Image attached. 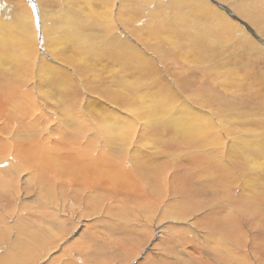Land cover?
Here are the masks:
<instances>
[{
	"label": "rangeland",
	"instance_id": "374dc122",
	"mask_svg": "<svg viewBox=\"0 0 264 264\" xmlns=\"http://www.w3.org/2000/svg\"><path fill=\"white\" fill-rule=\"evenodd\" d=\"M112 1L114 4L113 13L111 2L109 1L108 4L106 0H0V64L2 65L7 63L14 65L19 62V59L15 58L12 53L14 51H10L5 47V45H10L12 42L14 44L17 43L16 39L9 40V38L16 37L26 41V35L21 29L22 25L16 23L17 15L15 16L16 13H13L14 9L22 16L27 14L28 22H25L24 26L26 29L32 30V32L36 29H33L29 21V10L34 12L37 23L36 43L38 51L41 50V53L43 48L46 50V47L43 43L42 23L38 10L41 9L44 12L47 9H54V13L58 18H65L67 23L71 25L73 33L84 37L81 40L88 41L91 39L95 41L97 38L102 37L101 28L105 30V32L103 31V38L118 37L125 44L135 46L142 57L141 61L138 60L136 65L125 58L126 50H123V55L110 58L109 54H107V47L103 44L106 39L102 40V38V41L96 43L100 48H94V50L103 57V60L100 57L86 56L88 58H85L88 61V71L85 68L81 75V87L79 88V83L76 82L77 78L74 73V79L69 78L71 80L69 86L71 83H75L73 88L77 89L78 98L75 101L77 100V103H79V100L82 99L83 102L81 103L86 107L91 103L90 107L92 110L85 111L86 113L81 119L88 124L86 118H94L93 122L99 121L98 127H101L102 130L100 128L93 130L77 129L75 124H73V121L76 124L77 121L71 119L77 116L76 106H74L70 116L61 110L63 103L58 102L60 95L66 100H71L65 97L70 93L68 85L64 82V78H67L68 73L70 74L69 71L64 69L63 71L48 73L49 75L45 73L46 78L41 76L44 72L39 75L45 81L43 84L46 87L43 86L42 90L45 89V94H48L45 98L44 95L42 96V101L46 103L47 107L43 105L46 109L41 111L39 115H47L51 120L53 119V122L51 121L52 124L49 123L51 127L45 129L42 121L32 119L30 107L26 104V101L25 106L26 108L28 107L27 109L24 106H15L13 103L12 105L6 104L7 108L1 105L3 101L5 102V98L12 97L9 93H17L16 96L12 97L15 104L25 100H22L17 88L11 86L16 83L20 85V83H24L25 79L20 73L15 76L17 72L13 71L14 69L10 74L0 69V83L3 82L0 87H4L7 81V87L9 86L10 88L6 87L5 90L9 96L4 94L2 88L0 89L2 91L1 94L5 97L0 102V178H10V167L12 164H15L17 168L21 167L22 163L27 165L34 163L41 170L45 168L43 171L45 173L52 162L53 166H51L57 170V167L60 168V164L62 165L65 162L67 164L73 163L71 160L78 158H75L76 155H80L82 158L91 155L92 157H89L92 159V164L94 162L93 165L107 160L113 163V166L119 167V164L122 163L120 161H122L124 156H119L120 153L116 152L118 149L109 151L108 148L107 150L104 148L105 152L102 154H99L97 150V153L94 152L93 155V151L89 146H125L129 137V142L134 140L135 146L145 148L146 155L137 156L141 160L143 159L144 167L147 169V176H152L154 172H157L164 173L162 177L169 174L170 178L175 172L176 179L174 178L172 181L169 179L168 181L171 184L175 182V185L179 183L180 192L188 191L192 185H197L204 180L210 169L207 166L203 168L202 159L210 157L213 159V156L218 153L214 147H221L220 154L226 155L228 151L232 161H235L234 164L237 162L236 165H238L233 173L238 176V181L243 179L240 175L250 178L249 197H252L251 199L258 198L260 204L261 200L264 201V106L254 108L248 104V98L253 94L249 100L250 102H264V98H262L264 96H260L264 95V0ZM84 4L89 5L81 8L80 5ZM236 5H240L245 9H237ZM116 7L117 13L114 15ZM28 8L30 9L28 10ZM75 10L81 12L78 14V21H76L73 14ZM104 11L107 12L106 16H103ZM91 12H95V18H82ZM98 13H101V15H97ZM132 39L137 42L135 43ZM118 44L122 45L120 42ZM124 47L128 48L130 46ZM67 49L73 54L78 52V49L72 46L71 43L67 46ZM89 51L91 50L89 49ZM90 53L94 54L92 51ZM44 55L46 56L47 54L44 52ZM49 62L53 65L60 64L55 60H49ZM68 63L75 66L79 62L75 60L74 55H71V62ZM80 66L83 68L84 65L81 64ZM132 67H135V69L133 70ZM126 78L137 81L136 91L140 97L138 99L139 113L137 115L134 110L133 113H127L128 104L125 102L121 104L113 100L110 95L112 92L119 94L123 91L125 84L122 83V80ZM40 86L42 87V85ZM58 86L61 87L59 92L56 91ZM25 90L24 84L23 91ZM77 93L75 94L77 95ZM172 94L175 95L176 101L171 99ZM163 98L171 99L168 106L178 107L181 102H192V105L195 106L191 107L194 114L191 112L188 114L194 120V123L200 125L197 127L198 134H196L195 138L197 140H194L197 144L192 140L194 136L191 138L186 137L184 133L183 137L181 129L178 131L175 126L166 124L165 121L156 119L150 120V123L148 122L145 112L147 110H156L159 100ZM146 99H150L151 105L149 108H144L146 107ZM171 101L173 102L172 105L170 104ZM261 109L263 110L261 111ZM125 113L127 116H124ZM132 114L136 116L131 119L129 116ZM122 116L132 120L131 125L127 124L125 120L122 121ZM236 116L238 117L236 118ZM62 117L63 119H60ZM107 119L110 120L108 125L104 124ZM186 119H189V117L186 116ZM102 120L104 121L102 122ZM116 121H120V124L118 125ZM42 129L44 130L41 134ZM98 131L100 132L98 133ZM24 132L26 135H22ZM207 139L208 142H206ZM242 140H246V145L241 143ZM87 143L89 144L87 145ZM230 143L235 144L239 150L233 148L230 151ZM82 146L85 147L83 148ZM196 146L200 147L198 148L200 151L197 154L194 153V147ZM256 146L257 149L262 150L260 153L253 151ZM250 150L252 152H249ZM205 152H208V155H205ZM247 153L249 161L244 158ZM113 157L114 159L112 160ZM189 157L194 161V165L198 167L195 168L190 164ZM197 157L201 160L200 164H196V162H199ZM234 157L236 158L234 159ZM164 168L168 170L167 173H165ZM100 170L92 174L95 176L98 174L96 176V178L98 177L97 182L99 185L101 184L102 188L101 190L97 189V191L91 190L89 193L95 195V192H98L101 197H104L103 200L105 201H102V204L92 209L113 207V209H109L114 211L112 214L104 215L103 210L100 212V216L109 221L117 212H119L118 214H125L129 210L132 212L136 211L132 206H128L133 195L127 193L129 190L125 188H134L138 185L137 181L144 176L134 173L132 178L134 180L129 181H125V178H118L121 184L117 185L113 182V179L110 180L106 176V173H109L107 166L100 167ZM58 171L61 170L58 169ZM110 171L111 177L114 170L111 169ZM4 172H9V174L5 176ZM56 173L52 172V175ZM208 175L210 176V174ZM29 176H34L30 170H26L21 174L20 180L23 186H25L24 179L30 180ZM170 183H168L169 186L171 185ZM36 187V184L31 186L27 184V188L32 189L29 195H25L21 190L17 198L18 205L23 207V217L27 215L33 216L38 211L36 201L39 189ZM238 189L240 188H234L229 198L225 196L220 198L215 196L199 197L197 195L193 196L192 199V196L186 195L185 197L183 193L181 196L173 198L174 195L172 193H164L166 197L161 199L165 201H163L164 203L161 202L163 203V208L161 206L162 209H156V213L152 218V221L158 222L154 224L151 221V223L138 225L142 230L143 240H135L134 245L128 244L125 246L128 250L124 249L123 246L122 248L117 246L112 249L109 248L107 250L110 253L101 258H103V261H108L106 264H199L194 261L200 259L195 254L196 249L201 250L214 246V241L216 240V237L213 238L209 235L207 230L211 227L214 229L220 225H234V221L242 225V230L248 243L264 244V221L262 219L255 221L259 218V215L245 214L249 207L243 197L240 196ZM177 203L178 205L175 206ZM165 209L174 212H165ZM4 214L7 217L10 216L7 212H4ZM262 214H264V206L260 215L262 216ZM143 215L141 214V216ZM47 217L48 215H44L43 219L49 226L50 223L47 221ZM65 217L69 216L65 215L63 217L62 215L61 219ZM245 218L249 224L244 223ZM26 220L29 221L30 219L27 218ZM94 220L95 218L93 217H80L78 215H75L73 219L69 218L70 223L75 222L72 234L65 239L59 240V243L56 241L53 245L47 244V246H52V248L55 245L58 246L54 250L49 251V254L41 256L40 259L42 261L40 264H52L53 262L54 264H94L99 262L101 258L92 260L86 254V249L89 250L90 247L86 246V242H81L82 236L88 234L87 231L93 233V224L101 225L94 222ZM17 221L19 222L20 220L10 219L7 221L10 226L7 232L10 234L9 238H11L0 244V260L13 247V239L15 240L17 237ZM178 228L184 229L182 230L184 236L186 231L189 234L191 233L189 238L192 239L193 237L195 239L194 242L192 241L193 243L181 247L182 244H179V240L174 242L172 237L168 239V242L173 241L171 244L177 245V247L172 248L171 244L168 246L167 238L172 232L177 231ZM94 230H96V233L100 232L96 226ZM182 234L181 231L175 232L176 236ZM150 238L151 241L148 243ZM61 241L64 242L60 244ZM66 247H69L67 252L65 251ZM125 250L128 251L127 256H124Z\"/></svg>",
	"mask_w": 264,
	"mask_h": 264
},
{
	"label": "bare ground",
	"instance_id": "6f19581e",
	"mask_svg": "<svg viewBox=\"0 0 264 264\" xmlns=\"http://www.w3.org/2000/svg\"><path fill=\"white\" fill-rule=\"evenodd\" d=\"M106 1H108V4H109V1L111 2V8H112V13H113V11H114L113 1L112 0H106ZM88 5L89 4H84L82 6L80 5V7L84 8ZM75 7H78V6H75ZM236 8L237 9H245L240 5H236ZM29 9L30 8H28V10ZM38 11L40 12L39 17H40L41 23H42L43 43L45 44V47H46V50H45L43 48V43H42V48H43L42 53H41V50L38 51V46L36 43L37 23H36V19L34 16V12L32 10H29V21L31 22L33 29H36V30H33V32H32V30H30L29 28L26 29V27L24 26V23L28 22L27 14L22 16V14H19V12L17 10L14 9V11H13V13H16L15 16L17 15L16 16V18H17L16 23L22 25L21 29H22V32L24 33V35H26V41L19 39V38H16V37L9 38V40L16 39L17 43L14 44L12 42L10 45H5V47L10 51H14L12 53L14 54L15 58L19 59V62L17 64H14V65L9 64V63H7L6 65L0 64V69L5 70L6 72H9V74L14 69L13 71L17 72L15 74V76L19 75V73L21 74V76H23L25 81H24V83L23 82L20 83V85L24 86V84H25V89H26L25 91H23V86L20 87L19 83H16L14 85H11V83H9V85H11L12 87H16L18 90V94H20L22 96V100H24V99L25 100L23 102L19 101L15 104L12 97L16 96L17 93H9L12 97L5 98L1 94L2 91H0V98H1L0 102H1V100L3 101V99L5 98V102L3 101V103H1V105L6 107V104L12 105V103H13L15 106H17V105L18 106H24L26 108V106H25V101H26V104H28V106L30 107V115H31L32 119H36L37 121H42L43 127L45 129H49L51 127V126H49V123L52 124L51 121L53 122V119L51 120L50 117H47V115H44V116L39 115V113L41 111L46 109L45 106L47 107L46 103L42 101V96L44 95V98H45V96L47 97V95H48V94H45V91H44L45 89L42 90L43 86H45V84H43V82H45V81L42 80L43 78L41 79V76L44 77L45 73L46 74L55 73L57 71H63L65 69V70L70 72V74L69 73L67 74V78H64V82L68 85V91L70 92L65 97H67L68 99H71V100H66L60 95L58 102L63 103V108L61 110H63V112L66 115L70 116L71 112L73 111L74 106L77 107V110H76L77 116L75 118H77V117L78 118L75 119L72 117L71 119H74L77 121V124L75 121H73V124H75L76 128L79 130H89V129L93 130V129H99V128L101 129V127H98L99 121L98 122L96 121L95 123L93 122L94 118H92V117H90L89 119L86 118L88 120V124L83 119H81V117H84V113H86L87 110H89V109L92 110L90 107L91 103L88 105L89 107L87 106L88 107L87 108L86 106H84V104L81 103V102H83L82 99L79 100V103H77V100L75 101V99L78 98L77 89L75 87L73 88V84L75 85V83H71V85L69 86V84L71 82V80H69V78L74 79V77H73V73H74L76 78H77L76 82L79 83V88L81 87V85H80L81 84V75H82L85 68H86V71H88L87 70L88 69L87 68L88 67V61H86L85 58L92 56V57H100L103 60V57L100 54H98V52H96L94 50V48L95 49L100 48V47H98V45L96 43H99L100 41H102L104 39H106V40H104L105 42L103 44L105 47H107V50H108L107 54H109L110 58L123 55L124 54L123 50H126L127 52L125 54V56H126L125 58L129 59L130 61L133 62V64L135 63V65H136V63H138V60L142 59V57L140 56V52L138 51V49L135 46L125 44L118 37L103 38L105 30H103L101 28H100V31L102 30V32H101L102 37L97 38L95 41H93L91 39H89L88 41H83L81 39H84V37L80 36L79 34L73 33V31L71 29V25L69 23H67L65 18H58L54 13V9H49V10L47 9L44 12H42L41 9H39ZM80 13L81 12L77 11V10H75V12L73 13L76 21L79 20L78 14H80ZM116 13H117V7L115 9L114 15H116ZM97 15H101V13H98ZM106 15H107V12L104 11L103 16H106ZM86 17L95 18L96 14H95V12H91L89 14L84 15L82 18H86ZM132 41H134L135 43L137 42V41H135V39H132ZM118 42L122 43L123 46L119 45ZM70 43L72 44V46H74L76 49H78V52H76L77 54H73L69 51V49H67V46L70 45ZM124 46H130V47L126 48ZM89 49L94 54H91L90 53L91 51H89ZM44 52H45V54H47L46 55L47 57L44 55ZM67 52H68V54H67ZM71 55H74L75 60H77L79 62L75 66H73V64H69V63L67 64V62H71ZM106 57H108V56L106 55ZM49 60L50 61L55 60L60 64L59 65H53L49 62ZM64 62H66V63H64ZM81 64L84 65L83 68L80 66ZM132 69L134 70L135 67H132ZM23 70H25V71H23ZM67 71H66V73H67ZM42 72H44V74L39 76L40 73H42ZM89 72H90V70H89ZM45 78H46V76H45ZM1 83H3V82H1ZM82 83H84V82H82ZM122 83L125 84L123 91H121L119 94H117L115 92L110 93V95L112 96L111 98L113 100H116L117 102H120L121 104L122 103L124 104V102H125L126 104H128L127 113H133V110H134L135 114L137 115L139 113V111H138V109H139L138 108V99L140 98L139 95L137 94V91H136L137 81L135 79H127L126 78V79L122 80ZM29 85H30V87H29ZM40 85H42V87ZM6 87H7V81L4 85V87L1 86L0 89L2 88V90L4 91V94L9 96V94L7 92H5ZM7 88H9V86ZM60 88L61 87L58 86L56 91L59 92L61 90ZM50 91H52V90H50ZM260 91H262V90H260ZM74 92L77 93V95ZM131 93L134 95H132ZM174 96L175 95L172 94L171 99L176 101ZM252 96H253V94L248 98V104L249 105L253 106L254 108H259L261 106H264V102H257V103L256 102H250L249 100L252 98ZM260 96L262 97L264 95H260ZM126 97L128 100L126 99ZM262 98H264V97H262ZM262 98H261V100H262ZM143 99H145V98H143ZM149 100L150 99L145 100L146 101V107H144V108H149V106L151 105V102ZM170 100L168 98L160 99L159 104H158V108L156 110H154V111L147 110L145 112V115L148 118V122L150 120H156V119H159L160 121H165L166 124L168 123L169 125L175 126L178 129V131L181 129V131H183L182 132L183 137H184V133H185L186 137L191 138L192 136H194V137H192V140L195 144H197V142L194 140H197V139H195L197 136L196 134H198V131H197L198 128L197 127L200 125L199 124L197 125L196 123H194V120L188 114L190 112L194 114V111L191 109V107H195V106L192 105V102L187 103V102H181L180 100L179 101L181 102L182 106L181 105L178 107L168 106ZM170 104L172 105L173 102L171 101ZM1 105H0V107H1ZM43 105H45V106H43ZM48 108H50V107H48ZM98 110H99V108H98ZM262 110L263 109H261V111ZM241 112H243V111H241ZM25 113H27V112H25ZM195 114L198 115L197 112H195ZM102 115H103V113H102ZM136 115L132 114L129 117L132 119ZM124 116H127V114L125 113ZM186 116L189 117V119H186ZM237 117L238 116H236V118ZM60 119H63V117ZM60 119H58V120H60ZM121 119H122V121L125 120L127 124L129 123L131 125L132 120L126 119L123 116L121 117ZM253 119H255V118H253ZM256 120H259V119H256ZM103 121L104 120H102V122ZM109 121L110 120L107 119V122H105L104 124L108 125ZM116 123L119 125L120 121H116ZM221 123H224V122H221ZM31 124H34V123H31ZM33 126H35V125H33ZM213 127H214V125H213ZM36 129H38V128H36ZM43 130L44 129H42L41 134L43 133ZM121 131L123 132L122 129H121ZM99 132L100 131H98V133ZM108 132H109V130H108ZM132 132H133V129H132ZM20 133H22V132H20ZM102 133L104 134V132H102ZM24 134H25V132L22 135H24ZM112 134H114V133H112ZM136 134H137V132H136ZM110 136H111V134H110ZM92 138H93V136H92ZM94 138H95V136H94ZM128 140H129V137H128ZM128 140H127L125 146H115V147H106V146H97V145L96 146H89L91 148V150L93 151V155H94V152L97 153V150H98L99 154H102L103 152H105L104 148H106L105 150H107V148H108L109 151H114L115 149H118V150H116V152L120 153L119 156L120 155L124 156V158L121 156L122 161H120V162H122V163L119 164V167H115L116 165L113 166V163H111L107 160H104L102 162L99 161L100 162L99 164L93 165L94 162L92 164V159L89 157L91 155H89V156L87 155L88 157H83V158L80 155H76L75 158L76 157H78V158L71 160V162H73V163L67 164L65 161H63L65 163H63L62 165L60 164L59 165L60 168L57 167V170L54 169V167H52L53 166L52 165L53 162H52V164H51L52 166L48 164L49 165L48 170H46L45 173H43L45 168L43 170H41V168L37 164L31 163V162H29V163H31L32 165H27L25 163H22V166L24 165V167L21 166V167H17V168L15 167V164H12L10 167V178L9 179L0 178V244H2V242H6V241L10 240V238H11V237L9 238L10 234H8V232H7V230L10 229L9 222L7 223V221L10 219H15V220H20V221L19 222L17 221V224H16L17 237L15 238V240L13 239V241H14L13 247H12V249H10L7 252L5 257L0 260V264H40L42 261L40 259V257L43 255L49 254V251L54 250L58 246V245H55L52 248V246H47V244L53 245L56 243V241H58V243H59V240L65 239L72 234L73 229H74L73 224H75V222L70 223L69 218L73 219L75 215H78L80 217H83V216L93 217V218H95L94 222L101 224V225H94V224L92 225L94 228H95V226H96V228L98 227V229L100 230L99 233H96V230H94V228H93L92 229L93 233L90 231H87L88 234L82 236L81 242L82 243L86 242L85 243L86 246L90 247L89 250L86 249V254H88L92 260H97L98 258L107 256L108 253H110V252H108L107 249H109V248L112 249L114 246H117L119 248H122V246H123L124 249H127V247H125V246H127L128 244L134 245L135 240H141V239L143 240L142 230L138 227V225L139 224L143 225L144 223H151L152 218L156 213L155 212L156 209L161 208L162 204L165 202L164 200H163L164 201L163 202L161 199L166 197L165 196L166 194H164L166 192L172 193V195H174L173 198H175L177 196H181L182 193L185 197H186V195H190V197L192 196V199H193V196H197V195H199V197H201V196L202 197L215 196L217 198H220L222 196H225V197L229 198L231 196V194L233 193V189L234 188L236 189V187H238V188H240V189H238L240 191V196L243 197V200L247 203V206L249 207V210L245 214L246 215H251V214L259 215V218H257L255 221L257 222L259 219H262V221H264V214H262V216L260 215L262 213L264 201L261 200L260 204H259L258 198L251 199L252 197L251 198L249 197L250 195L248 194V192L250 190L248 189V187L251 184L250 178L245 177L243 175H240V177H242L243 179L241 178L242 180L238 181V176H236L233 173L236 170V167L238 164L236 165L237 162L234 164L235 161L234 162L232 161L231 155L228 154V151H227L226 155L220 154L221 153L220 151L222 148L221 147H214V149L218 151V153H216L217 155L216 154L214 155V153L211 152L214 155L213 159L211 157L206 158V159L205 158L202 159V162H203L202 164L204 165L203 168H205V166H207V168L210 169L207 172V174L205 175L204 180H202L197 185H195V184L192 185L190 187L191 189L190 190L188 189V191H190V192H188L186 190H185V192H180L179 190H181V188L179 186L180 185L179 183H176V185H175V182H174V184L170 183V181H172V179L175 178V175H176L175 172L174 173L172 172L173 175L170 178H169V174L162 177L164 175V173H157V172H154L153 174L151 173L152 176L148 177L147 176L148 174H146L147 169L144 167L145 163H143V161H142L143 159L141 160L137 156V155H144V154L146 155V152L144 150L145 148L143 149L142 146H135L134 142H133L134 140L132 142H129ZM130 141H131V139H130ZM190 141H191V139H190ZM221 141H222V139H221ZM244 141H245V143H244ZM206 142H208V139ZM241 143L246 145V140H242ZM88 144L89 143H87V145ZM121 144H124V143H121ZM220 144H222V143H220ZM243 147H247V146H243ZM198 148H200V147L199 146L194 147V153L197 154L200 151ZM229 148H230V151L233 150V148L236 150H239L238 147L235 146V144H231V143L229 145ZM80 149H82V148H80ZM82 150H84V149H82ZM209 150H211V149L209 148ZM263 150H264V148H263ZM78 151H79V149H78ZM109 151H106V152H109ZM217 151H214V152H217ZM253 151L255 153H260L262 150L257 149V146H256L255 148H253ZM249 152H252V151L250 150ZM28 153H29V151H28ZM85 153H87V152H85ZM85 153H84V155H85ZM248 153L244 156V158L247 161H249ZM147 154H148V152H147ZM206 154L208 155V152L207 153L205 152V155ZM108 155H110V154H108ZM27 156L29 157V155H27ZM36 156H38V155H36ZM185 156H187V155H185ZM114 157L112 158V160L114 159ZM40 158H41V156H40ZM40 158H39V160H41ZM232 158H233V156H232ZM235 158L236 157H234V159ZM27 159H29V158H27ZM96 159H97V157H96ZM102 159H103V157H102ZM188 159H189L191 165H193L195 168L198 167V166L194 165V161L190 157ZM36 160H37V157H36ZM51 160H53V159H51ZM197 161H199V162H196V164L201 163V160L199 157H197ZM39 164H41V163H39ZM104 165L107 166V170L109 171V173H106L107 174L106 176L108 178H110V180L113 179V182L117 185L121 184V181H119L118 178H125L126 179L125 181H129V180H134V179H132L134 173L144 176L143 177L144 179L142 178L141 180L137 181L138 185H136V186L134 185L135 186L134 188H130V187L125 188L124 187L126 190L127 189L129 190V191H127V193H131L133 195V198H132L131 202L128 204V206L129 207L132 206L133 209H136V211L132 212L129 210V212L128 213L125 212V214H122V213L118 214L119 212H117V214L115 216H113L110 221L105 219V218H102L100 216V214H101L100 212H102V210H103L104 215L112 214V213H114V211L109 210V209H113V207L110 206V207H107L106 209L105 208H100V209H95V210L92 209L93 207H97L100 204H102V201L104 202L105 200H103L104 197H101V195H99L98 192H95V195H92L89 193L91 190H93V191H97V189L101 190V188H102L101 184L99 185V183L97 182L98 177L96 178V176L98 174H96V176H95L92 173H95L96 171H101L100 167H103ZM98 168H99V170H98ZM58 169H60L61 171H58ZM111 169L114 170V172H113V175H111V177H110V174H111L110 170ZM26 170H30L34 174V176H29L30 180L24 179L25 186H23V183L21 182L20 177H21V174ZM164 171H165V173L168 172V170H165V168H164ZM52 172L53 173L57 172V173L55 175H52ZM8 174H9V172H4L5 176H7ZM208 174H210V176ZM94 176H95V178L93 179ZM99 176H101V175H99ZM160 177H162V178H160ZM169 179H170V181H168ZM142 182H143V184H142ZM168 183H170L171 185L169 186ZM27 184H28V186H31L32 184L33 185L36 184L37 185L36 188L39 189L37 201H36L38 211H36L33 216L27 215V216L23 217V207L18 205L17 198L20 195L21 190L23 191V193L25 195H29V192H31L32 189L27 188ZM125 184H127V183H125ZM142 186H144V187H142ZM34 188H35V186H34ZM170 198H171V195H170ZM189 200H190V198H189ZM161 202H163V203H161ZM177 205H178V203L175 206H177ZM167 206H169V205L167 204ZM162 208H163V206H162ZM164 211L165 212L168 211L170 213L174 212V211H171L168 209H165ZM4 212H7L8 215H10V216L7 217L4 214ZM141 214H144V215L141 216ZM44 215H48L47 221L50 223L49 226H47V224L45 223V221L43 219ZM62 215H63V217L65 215H68L69 217H65V218L61 219ZM27 218L30 220L27 221L26 220ZM178 218H180V217H178ZM153 221H152V223H154V224L158 222V221H154V222ZM244 223L249 224V222H248V220H246V218L244 219ZM233 224L234 225H230V224L220 225V226L215 227L214 229H212V227L209 228V230H207L208 234L211 235L213 238L216 237V240L214 241V246H209V247L203 248L201 250L196 249L195 254H197V256L200 259L194 260V261L198 262L199 264H264V244H250V243H248V241L245 239V235H244L243 230H242V225L237 224L236 221H234ZM192 227H195V226H192ZM102 230L107 231L109 233L103 232ZM182 230H184V229L178 228L177 231L175 230L174 232H172L166 241L168 242V239L173 237L174 242L179 240V244H182L181 247L186 246L190 243H193L195 239L193 237H192V239L189 238V235L191 233L189 234L186 231V235L184 236L182 234ZM180 231H181L182 235L176 236L175 232L178 233ZM157 233L159 234V232H157ZM151 238H152V236H151ZM151 238L148 241V243H150ZM141 241H140V243H141ZM63 242L64 241H61L60 244H62ZM172 242L173 241L168 242V246ZM168 246H166V247H168ZM170 246H172V248L177 247V245H174V244H171ZM68 248L69 247L65 248L66 252H67ZM127 250H125L124 256H127V253H128ZM106 263H108V261H103V258H101V260L99 262H96L94 264H106ZM52 264H54V262Z\"/></svg>",
	"mask_w": 264,
	"mask_h": 264
}]
</instances>
